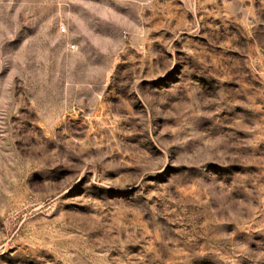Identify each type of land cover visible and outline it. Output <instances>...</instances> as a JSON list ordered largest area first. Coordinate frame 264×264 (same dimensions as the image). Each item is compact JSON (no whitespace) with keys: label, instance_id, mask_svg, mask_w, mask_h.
I'll return each instance as SVG.
<instances>
[{"label":"rangeland","instance_id":"374dc122","mask_svg":"<svg viewBox=\"0 0 264 264\" xmlns=\"http://www.w3.org/2000/svg\"><path fill=\"white\" fill-rule=\"evenodd\" d=\"M0 264H264V0H0Z\"/></svg>","mask_w":264,"mask_h":264},{"label":"built area","instance_id":"2783aa9c","mask_svg":"<svg viewBox=\"0 0 264 264\" xmlns=\"http://www.w3.org/2000/svg\"><path fill=\"white\" fill-rule=\"evenodd\" d=\"M64 30L62 29L61 32H63Z\"/></svg>","mask_w":264,"mask_h":264}]
</instances>
